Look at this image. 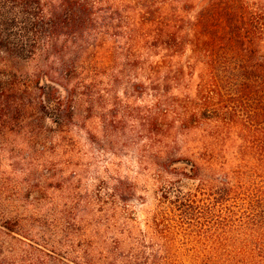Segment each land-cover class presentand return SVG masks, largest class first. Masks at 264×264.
<instances>
[{"label":"rangeland","instance_id":"1","mask_svg":"<svg viewBox=\"0 0 264 264\" xmlns=\"http://www.w3.org/2000/svg\"><path fill=\"white\" fill-rule=\"evenodd\" d=\"M218 1L41 0L44 48L0 62V221L12 227L0 226V264H195L219 254L221 230L183 199L198 183L164 167L189 158L206 178L237 161L235 135L184 126L204 72L190 43ZM243 3L263 25L264 56V0ZM38 71L67 93L58 123L32 85Z\"/></svg>","mask_w":264,"mask_h":264},{"label":"trees","instance_id":"2","mask_svg":"<svg viewBox=\"0 0 264 264\" xmlns=\"http://www.w3.org/2000/svg\"><path fill=\"white\" fill-rule=\"evenodd\" d=\"M218 2L208 5L206 15L200 16L201 29L190 43L204 72L196 87L198 113L186 117L184 126L210 123L221 138L235 135L241 143L235 152L237 161L217 171L211 169L206 178L202 167L189 158L171 160L164 167L171 175L198 183L183 198L189 204L195 201L194 207L187 205L189 215L198 211L222 233L216 243L219 254L195 264H264V56L259 55L263 25L243 0ZM42 6L41 0H0L3 66L35 60L44 48ZM219 27L223 33L217 31ZM200 33L206 34L203 41ZM16 76L17 70L8 78ZM31 82L42 91V102L48 101L45 114L58 123L67 93L59 87L52 89L41 71L33 73ZM5 96L0 92L2 111ZM10 224L7 219L0 221L8 231Z\"/></svg>","mask_w":264,"mask_h":264}]
</instances>
